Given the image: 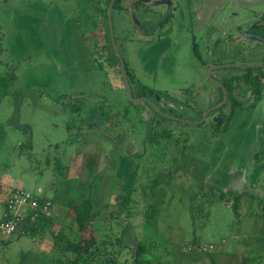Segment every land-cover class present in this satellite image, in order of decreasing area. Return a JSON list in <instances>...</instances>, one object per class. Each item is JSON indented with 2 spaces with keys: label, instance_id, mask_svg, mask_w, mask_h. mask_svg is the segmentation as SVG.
<instances>
[{
  "label": "rangeland",
  "instance_id": "1",
  "mask_svg": "<svg viewBox=\"0 0 264 264\" xmlns=\"http://www.w3.org/2000/svg\"><path fill=\"white\" fill-rule=\"evenodd\" d=\"M159 1H151L152 10L167 13L178 6L163 20L159 38L139 31L148 14L113 13L115 44L133 79L131 95L138 84L147 87L158 94L153 100L165 96L170 105L163 110L171 117L197 122L221 99L213 95L218 89L208 68L262 62L256 48L225 38L264 14V0ZM56 14L66 15L49 0H0V76L15 75L7 94L0 90V221L13 189L52 202V223L34 236L0 231V264H56L57 258L74 257L53 249L48 228L73 238L69 213L88 195V154L98 156L100 175L88 232L95 231L97 243L108 241L93 264H136L134 240L144 246V264H264V97L254 106L256 91L241 88L242 105L220 110L223 118L232 111L225 131L223 121L214 120L218 111L201 124L158 123L153 111L129 100L103 37L99 44L83 20L63 25ZM66 16L81 19L73 11ZM226 74L210 73L217 79ZM163 128L170 140L147 141ZM132 153L144 156L128 214L114 200L121 193L115 168L121 155Z\"/></svg>",
  "mask_w": 264,
  "mask_h": 264
},
{
  "label": "flooded vegetation",
  "instance_id": "2",
  "mask_svg": "<svg viewBox=\"0 0 264 264\" xmlns=\"http://www.w3.org/2000/svg\"><path fill=\"white\" fill-rule=\"evenodd\" d=\"M112 1L113 0H49L51 6H54L56 11L57 10L64 11L66 15L68 11H73L75 15H78V17L81 18L80 21H78L76 18L72 20V17L69 20L67 18L68 16L66 15L63 17L60 14H56L61 18L59 20V23H62L63 25L65 24H77L78 25L80 22L82 23V20H83L84 24L85 23L88 24V26L94 31L95 35L97 34L96 35L97 41L99 42V37L102 36L103 39L108 44V46L111 45V37H110V31H109V25H110L109 14L111 17V25L113 27V13H124V12L128 13L129 12V13H132L133 15L136 13L138 14L146 13L149 16L145 18L146 20L145 25H141L139 22H137L138 25L140 24L141 26L139 31H143V33L145 32L144 34H146L147 36H149L150 34H153V35L157 34L159 38L164 32V27L162 25L163 20L169 19L170 16L173 15L172 12H175L178 8L177 4L172 5L173 6L172 9H170L172 10V12L169 10L167 13H161V12L152 10L151 8L152 0H114L113 3ZM248 1H253V0H248ZM159 2L166 4V0H160ZM88 14H90V16H88ZM258 16L260 17H256L257 19H255L254 23L246 26L245 28H241V27L236 28L235 35L234 34L227 35L225 38V42L229 44L231 43L234 46L236 45L244 46L246 49L256 48L257 52H259L260 54L259 56L262 59L261 60L262 62L260 63L255 62L249 65L230 64V65H224V66H213V67H222V68L213 69V70H219V71L225 70L227 72V74L221 79L220 78L217 79V77L213 78L210 75V73L213 71L212 70L213 67L208 68L207 71L209 72H207V77L211 81V83H213L214 86L218 89V91L213 92V95L216 96V94L218 93L220 94L221 99L218 100L217 102H212V104L209 106V109L207 111L221 105L223 98H224L225 91L227 93V100L219 108L210 111L207 117L213 116L212 114H214L215 111H218L217 115L218 117L221 118V122H222L220 110H222L226 105H228L229 108H231L232 106L235 107V106L242 105V103L237 100V97H238L237 94L240 91V89L243 87H246L247 89H250L252 91H256L258 89L256 93L259 98L256 99L255 104L252 101L250 103V106H252L253 104L255 106L261 101V99H263L264 97L263 96L264 95V14H259ZM95 17H96V20H93V18ZM107 31H108V36H109L110 41L107 40ZM216 40L218 41V38H216ZM99 44L101 43L99 42ZM197 52L198 51L196 50L194 53L196 54L197 57H199L200 56L199 52L198 53ZM245 52H246L245 54H249L251 56L250 53L252 51L250 52L245 51ZM231 56H232V53L229 54V57ZM231 68L241 69L242 71H239V73L237 74H233L229 71V69ZM248 70H251V71H248ZM254 82H256L257 84L255 85ZM141 86L142 85L138 84L137 91L139 90V88H141ZM145 89H148V88L146 87ZM153 92L154 93L148 98L147 97H134V98L148 99L149 101H151L153 105H155V107H157V109H159L161 113H163L162 115L161 113L156 111L147 102H140L148 110L154 112L156 118H158V121H157L158 123L162 121L163 117L168 120H172L166 117V116L171 117L170 114H168L166 110H163V108L165 106L170 105V103H166L164 101V98H165L164 95H162L161 99L157 97V99L153 100L154 97L158 95V94L156 95L155 91ZM180 105L182 106V104ZM213 118H216V117L214 116ZM150 119H153V118H150ZM174 119L175 120L173 121H176V122H179L180 120V119L177 120L176 118ZM214 120L216 121L217 119H214Z\"/></svg>",
  "mask_w": 264,
  "mask_h": 264
},
{
  "label": "trees",
  "instance_id": "3",
  "mask_svg": "<svg viewBox=\"0 0 264 264\" xmlns=\"http://www.w3.org/2000/svg\"><path fill=\"white\" fill-rule=\"evenodd\" d=\"M107 40L110 41L107 31ZM109 48L112 50L111 45H109ZM113 63L117 65L118 71H120V63L118 58L114 55L112 59ZM251 71V70H248ZM126 76L129 80H133L132 76L126 69ZM15 79L14 72H9V74L5 76H0V90L3 91L2 96L7 94V88H9L12 84V82ZM255 85L257 84L254 82ZM258 90V89H257ZM256 90V91H257ZM154 92L145 89L143 86L139 88L137 91V94L133 97H149ZM232 110L234 109V106L231 107ZM74 112H79V108H76L75 106L72 108ZM231 113L226 116L222 117L223 121V131H225L226 127L229 125V122L231 121ZM166 118H162L164 120ZM1 127V126H0ZM16 127L19 129L18 124H16ZM220 127H216L218 130ZM2 130H0L1 133ZM172 137L171 132L168 129H162L161 132L154 131L153 135L147 139L149 143L156 144L160 143L161 140H170ZM30 145V144H29ZM143 153H132L127 155H121L118 159V162L116 164L115 168V176H116V183L117 186L120 188L121 193L115 197V201L118 204V208L120 211L126 210L128 214L129 206L132 203V195L135 192V181L138 176V172L140 169L141 159L143 158ZM98 156L96 154H88L86 156L85 161V172L83 175V179H86L89 181L88 183V189H87V197H81L78 201H76V207L71 209L69 218L73 221V223L76 224V231L73 233L72 239L66 238V233L62 232L61 229L55 230L54 227L48 228L49 232L51 233V236L53 238V249H56L60 251V254L70 253L74 255L72 259L67 260L66 262H63L60 258H57L55 260L56 264H93L96 259L101 257L102 255H105V248L107 246L108 241H102L101 243H97L98 239L97 236H95L94 232H88L90 224H92L94 219V214L92 213L93 210V198L95 194V190L97 189V185L100 182V175H98L96 171V166L98 163ZM102 178V177H101ZM150 189L153 190L152 187ZM222 194L219 195V200H222ZM239 198H235L232 204V210L235 214V216H239ZM4 208V204H3ZM52 223L51 218L49 215L46 214H40L37 217V220L34 222H31L30 220H27L26 223L19 229L18 232L15 234H12L14 236L20 237V236H34L38 229L45 227L46 225H49ZM90 233V234H88ZM88 234V235H87ZM134 240V239H133ZM119 246H128L124 245L122 241L117 240L116 241ZM133 245L135 244V259L134 261L136 264H144L145 261H140V258L145 254L144 246L141 245L139 242H136V240L132 241ZM104 253V254H103Z\"/></svg>",
  "mask_w": 264,
  "mask_h": 264
},
{
  "label": "built area",
  "instance_id": "4",
  "mask_svg": "<svg viewBox=\"0 0 264 264\" xmlns=\"http://www.w3.org/2000/svg\"><path fill=\"white\" fill-rule=\"evenodd\" d=\"M51 211L52 202L49 199L39 198L22 188L13 189L4 201L0 231L7 235L15 234L27 220L34 222L41 213L50 215Z\"/></svg>",
  "mask_w": 264,
  "mask_h": 264
},
{
  "label": "water",
  "instance_id": "5",
  "mask_svg": "<svg viewBox=\"0 0 264 264\" xmlns=\"http://www.w3.org/2000/svg\"><path fill=\"white\" fill-rule=\"evenodd\" d=\"M113 1H114V0H113ZM113 1H112V3H113ZM109 21H110L109 31H110V37H111V42H112V48H113V51H114V53H115V55H116V57L118 58L119 63H120L121 75H122V78H123L124 84H125V86H126L127 95H128L129 100H130L131 102H133V103L147 102V103L150 104V105H151L156 111H158L159 113H161V112L159 111V109H157V107H155V105H153V104L151 103V101H149L148 99H146V98H134V97H132V95H131V90H130V86H129V81H128V78H127V76H126V70H125L124 62H123V60H122V58H121V55L119 54V51H118V49H117V47H116L115 40H114V37H113V32H112V25H111V17H110V14H109ZM227 67H228V66H227ZM219 68H222V67H213L212 70H213V69H219ZM207 72H209V71H207ZM226 100H227V93H226V91H225V92H224V98H223V101H222L221 105H223V104L226 102ZM221 105H219V106H217V107H215V108H213V109L207 111V112L203 115V118L200 119V120L197 121V122H187V121H183V120H179V122H183V123H187V124H201V123H203V122L205 121V119H206L207 115L210 113V111L219 108ZM161 114L163 115V113H161ZM164 116H166V115H164ZM166 117H168V118H170V119H172V120H175L174 118H171V117H169V116H166ZM217 120H218V121H221V118L218 117Z\"/></svg>",
  "mask_w": 264,
  "mask_h": 264
},
{
  "label": "crops",
  "instance_id": "6",
  "mask_svg": "<svg viewBox=\"0 0 264 264\" xmlns=\"http://www.w3.org/2000/svg\"><path fill=\"white\" fill-rule=\"evenodd\" d=\"M3 211H4V208H3Z\"/></svg>",
  "mask_w": 264,
  "mask_h": 264
}]
</instances>
